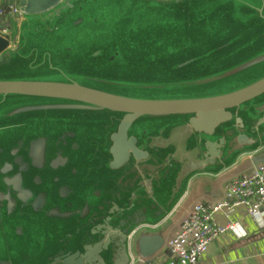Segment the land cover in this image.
I'll return each mask as SVG.
<instances>
[{
	"label": "water",
	"instance_id": "1",
	"mask_svg": "<svg viewBox=\"0 0 264 264\" xmlns=\"http://www.w3.org/2000/svg\"><path fill=\"white\" fill-rule=\"evenodd\" d=\"M18 6L13 34L0 32V74L16 63L34 75L0 77V264L150 259L164 238L145 230L174 212L190 178L264 148V0ZM87 24L96 39L125 37L113 41L126 49L120 67L103 57L98 74L71 75L36 49Z\"/></svg>",
	"mask_w": 264,
	"mask_h": 264
},
{
	"label": "built area",
	"instance_id": "2",
	"mask_svg": "<svg viewBox=\"0 0 264 264\" xmlns=\"http://www.w3.org/2000/svg\"><path fill=\"white\" fill-rule=\"evenodd\" d=\"M13 0L7 7L0 8V32L13 34L14 18L23 12ZM251 219L258 230H264V162L248 172L231 178L225 185L223 197L216 201H198L173 225L166 240L170 259L158 261L135 257L132 264H201L211 243L226 233H236L237 224L222 225L219 215L229 216L238 209ZM135 233L131 241L135 239Z\"/></svg>",
	"mask_w": 264,
	"mask_h": 264
},
{
	"label": "crops",
	"instance_id": "3",
	"mask_svg": "<svg viewBox=\"0 0 264 264\" xmlns=\"http://www.w3.org/2000/svg\"><path fill=\"white\" fill-rule=\"evenodd\" d=\"M263 162L264 148H261L241 154L231 166L219 174L201 173L190 178L186 193L174 212L158 228L145 230L149 235L164 238L162 249L150 259H170V252L165 245L169 232L194 203L201 200H220L223 197L224 185L231 178L246 173ZM243 211L241 208L232 215L218 216L220 224L234 223L238 225L239 230L236 233H226L211 243L201 264H264V236L255 223L243 215Z\"/></svg>",
	"mask_w": 264,
	"mask_h": 264
},
{
	"label": "rangeland",
	"instance_id": "4",
	"mask_svg": "<svg viewBox=\"0 0 264 264\" xmlns=\"http://www.w3.org/2000/svg\"><path fill=\"white\" fill-rule=\"evenodd\" d=\"M87 9L84 10L85 13L79 15L81 17L80 20H82V18H86V16H88L87 13ZM114 16L112 17V20L114 21L113 25L107 24L105 28L107 29H118L121 28L122 24L120 23L121 20H116L115 18V13H113ZM110 23V22H109ZM132 23L134 25H139V19L136 17H132ZM141 27H144V25L140 24ZM89 24L86 25V27H81L79 30H74V31H70L68 29L65 30L64 33H59L55 38L48 40L47 43H44V39L41 40V42L39 44H47L45 47L43 46L42 48H36L38 51H40V54L43 55V49H45V56L46 54L51 55L54 57L55 56H59L61 57V59H63V64H64V69L69 72L71 75H74L76 73V71L79 70H86L89 72V76L91 74H98L96 73V70H93V65L94 63H96V61L99 60V58H109L110 56H118L116 58V60L112 63V67L113 68H117L120 67L122 65V63L124 62L123 59V53H125L126 49L124 46V42L121 41L118 44H115V41L123 40L125 37L124 36H117L114 40H111L109 35L106 33L105 35H102L99 39L97 38V35L99 33L95 32L94 29H92V27H89ZM70 29H72V27L70 26ZM54 40L56 42H54ZM141 40V39H139ZM114 41V42H113ZM112 42V43H111ZM100 44V45H99ZM142 44V43H140ZM93 46V47H92ZM99 47H103L104 50L102 55L100 56V54H98L99 52H93V53H89L86 55V52L88 50V48H91V51L94 48H99ZM67 50H71L73 53V57L69 56L66 53ZM90 51V52H91ZM101 53V52H100ZM95 55H97V57H95ZM72 65L71 69H66V67H69V65ZM28 66L31 64H27ZM56 67L55 64L50 63L49 61H47L45 67ZM12 68H16V69H12V70H7L3 73L0 74V77L3 79H18L21 76H25V75H34V74H29L28 72H24L22 70H17L19 68H17L16 63L13 64ZM105 70L107 71H111L112 69L109 67H106ZM104 72V71H102ZM118 71L116 70L115 73H117ZM78 79H87V77H77ZM114 87V86H113ZM94 114L98 115V113ZM38 120H42V117H38ZM144 231V230H143ZM136 237V236H135ZM134 240V239H133Z\"/></svg>",
	"mask_w": 264,
	"mask_h": 264
},
{
	"label": "trees",
	"instance_id": "5",
	"mask_svg": "<svg viewBox=\"0 0 264 264\" xmlns=\"http://www.w3.org/2000/svg\"><path fill=\"white\" fill-rule=\"evenodd\" d=\"M13 0H3V6L2 8L4 7H7L8 5H10L12 3Z\"/></svg>",
	"mask_w": 264,
	"mask_h": 264
}]
</instances>
